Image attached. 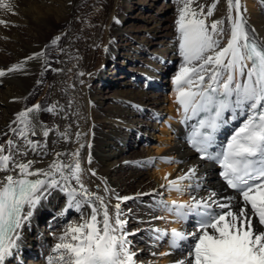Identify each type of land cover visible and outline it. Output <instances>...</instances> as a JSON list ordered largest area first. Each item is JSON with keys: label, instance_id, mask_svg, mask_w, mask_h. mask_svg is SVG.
<instances>
[{"label": "snow or ice", "instance_id": "snow-or-ice-1", "mask_svg": "<svg viewBox=\"0 0 264 264\" xmlns=\"http://www.w3.org/2000/svg\"><path fill=\"white\" fill-rule=\"evenodd\" d=\"M218 2L206 5L200 0H178L174 27L182 62L171 83L181 123L192 122L187 143L199 160L218 167L220 187L205 184L198 166L191 165L178 169L175 176L166 174L158 188L136 194L151 196L155 209L172 217L154 215L149 223L161 220L181 225L179 229H146L156 249L151 252L154 258L179 253L169 264H264V40H258L249 29L241 0H226V16L210 20ZM17 7L15 0H0V12L7 15H17ZM113 22L120 23L117 17ZM11 23L0 19V25ZM60 40L58 35L51 43ZM43 57L44 51L33 53L0 69V77L14 72L27 74L28 62ZM45 64V71H61L47 60ZM58 110L57 103L47 107L31 104L16 112L0 131V264L14 257L25 225L52 190L66 197L60 216L70 210L79 215L53 233L55 243L50 246L47 264H142L137 259L142 250H133L129 239L141 230L128 231V219L121 210L123 202L136 197L112 193L106 199L100 194V185H96L97 191L89 188L80 160L83 143L71 152L48 149L47 138L53 129L39 114H56ZM230 124L236 126L226 142L218 143L219 133ZM75 135L78 142L82 133ZM59 140L71 142L67 130L60 132L54 143ZM50 151L52 159L47 167H34ZM30 153L40 159L28 158ZM156 159L142 163L154 166ZM159 159L182 163L167 156ZM87 162L91 164V156ZM87 172L97 175L92 169ZM165 191L187 194L188 199L167 202ZM104 193H109L107 187ZM113 198L117 201L114 205ZM137 222L144 223L139 217ZM165 241L167 250L160 252Z\"/></svg>", "mask_w": 264, "mask_h": 264}, {"label": "bare ground", "instance_id": "bare-ground-1", "mask_svg": "<svg viewBox=\"0 0 264 264\" xmlns=\"http://www.w3.org/2000/svg\"><path fill=\"white\" fill-rule=\"evenodd\" d=\"M158 2L15 0L17 15L0 12V19L12 22L7 27L0 25V69L10 67L33 53L45 52V57L28 62L27 74L14 72L0 77V131L5 130L14 114L26 106L40 103L47 107L57 103L59 110L56 114H39L40 119L53 129L47 138L48 149L71 152L83 143L85 147L81 149L80 160L86 170L84 180L89 188L97 191L96 185H100V194L105 195L106 199L112 193L136 197L123 202L121 210L128 219L127 230H141L129 239L133 241V250H142L137 258L142 264H152L153 261L156 264H169V259L179 256L177 253L171 258H154L151 252L156 249L151 246L146 229L152 226L179 229L181 225L166 224L161 220L149 223L154 215L165 216L169 220L172 217L156 210L151 196H136L137 193H148L158 188L166 174L175 176L179 174L178 169H187L191 165L198 166V175L204 177L205 184L220 187L210 165L197 161L181 139H176L163 127L173 141L167 154L182 163H173V169L155 173V168L163 167L157 158L161 153L148 145L145 134L155 129L160 116L167 115L172 119L182 114L177 111L175 96L174 99L170 98L173 91L168 98H161L158 93L162 87L156 79L166 75L169 70L166 60H180L176 71L182 62L178 55L175 27H172V19L169 17L167 20L165 16L164 9L168 5L163 1L159 10H153ZM200 2L210 5L214 0ZM241 3L246 8L245 19L249 29L254 30L253 34L258 40H264V3L262 0H241ZM178 6L176 2L175 8ZM226 11V0H219L213 17L209 19H222ZM116 16H121L119 24L113 22ZM58 35L61 40L53 45L51 42ZM49 48L54 50L51 55ZM61 49H64L63 54ZM46 60L53 69L61 71H45ZM107 66L109 68L105 70ZM80 72L85 75L80 76ZM37 80L42 83L37 85ZM171 88L173 90L172 84ZM166 99L172 101L167 106ZM65 130L71 142L59 140L54 143L58 141L59 133ZM77 131L82 133L78 142ZM38 139L43 141L45 138ZM135 142H143L145 146L135 148ZM165 144L168 145L166 140ZM89 156L91 164L87 162ZM153 157L157 158L154 166L142 163ZM28 158L40 159L32 153ZM51 159L50 151L49 156L34 167L45 168ZM87 169L95 170L97 175L91 176ZM105 187L109 189L108 194L104 193ZM164 195H168V198H164L167 202L188 199L187 194L178 195L175 191H165ZM116 202L114 198L111 200L113 205ZM65 204L66 197L58 190H52L41 201L23 229L19 249L6 264H47L50 246L55 243L53 233L59 232L63 224L59 213ZM69 213H72L71 220L78 218L79 214L74 210L68 211L66 216L69 217ZM138 217L144 223H138ZM33 247L36 249L34 254ZM166 250L165 241L159 251Z\"/></svg>", "mask_w": 264, "mask_h": 264}, {"label": "rangeland", "instance_id": "rangeland-1", "mask_svg": "<svg viewBox=\"0 0 264 264\" xmlns=\"http://www.w3.org/2000/svg\"><path fill=\"white\" fill-rule=\"evenodd\" d=\"M164 1V4L168 5V8H165V16H167V20L169 19V17L172 19V22L171 24L173 25L172 27H174V21H175V16L177 15V11H176V8H175V5H176V2L178 3V0H159V2L157 3V6L156 8H154L153 10H159V5H161ZM125 10V6L122 8V12ZM163 13V12H162ZM117 17V16H116ZM121 17V16H120ZM120 17H117L119 19V21L121 20ZM49 53L50 55L54 53V50L49 48ZM166 64H168V67H169V70L168 72L166 73V75H164L163 77H160L158 80L156 79V82H158L159 86H161L162 88L160 90H158V93L160 94L161 98H168L171 94H172V88H171V79L173 77V75L175 74L176 72V68H177V65L180 63V60H171V61H168L166 60ZM179 62V63H178ZM109 68V66L105 67V70ZM162 79V80H161ZM164 79V80H163ZM169 89V90H168ZM170 90H171V94L170 93ZM163 94V95H162ZM167 95H169L167 97ZM172 97H170L171 99H174V96L175 94H172L171 95ZM170 99V101L168 99H166V106L172 102ZM156 115V114H153V116ZM166 115V114H164ZM177 114H175L176 116ZM161 117V116H160ZM152 121V119H151ZM154 121V120H153ZM157 124V123H156ZM160 126V127H159ZM163 127L162 123L160 124H157L155 126V129L153 131H150L149 134H145L146 138L148 139V145L149 146H153L155 149H158L161 153V154H158L157 158L159 160V164L163 165V167H158V168H155V173H157L158 171H166L168 169H173V163H164V162H161V160L159 159V156H167L169 155L168 158L172 159L170 156V154H167V152H169L168 149H170L169 147L172 145L173 141L170 140L169 136H168V133L163 129L161 128ZM160 129V130H159ZM163 132H162V131ZM165 131V132H164ZM162 133V134H161ZM155 134V135H154ZM163 135V136H162ZM159 136V137H158ZM160 139V140H159ZM165 140H166V143L168 145L165 144ZM168 141V142H167ZM171 143V144H170ZM139 145V146H138ZM145 146V144H143V142H135V145L134 147L136 148L137 146L138 147H141V146ZM168 147V148H167ZM167 148V149H165ZM162 149V151L160 150ZM166 150V151H165ZM163 154V155H162ZM148 160V159H146ZM125 163V162H124ZM166 169V170H165ZM164 198H168V195H164ZM68 213V212H67ZM71 214L72 213H69V217L64 215L62 216L61 220H62V223H66L68 220H71ZM67 217V218H66ZM130 238H132L130 236ZM35 247L32 248V252L34 254L35 252ZM26 261H24L25 263ZM156 264V263H155Z\"/></svg>", "mask_w": 264, "mask_h": 264}]
</instances>
